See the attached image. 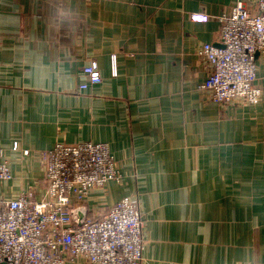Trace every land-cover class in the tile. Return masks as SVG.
I'll list each match as a JSON object with an SVG mask.
<instances>
[{
  "label": "crops",
  "instance_id": "crops-1",
  "mask_svg": "<svg viewBox=\"0 0 264 264\" xmlns=\"http://www.w3.org/2000/svg\"><path fill=\"white\" fill-rule=\"evenodd\" d=\"M236 1L0 0V195L38 189L56 142H106L121 179L92 190L88 214L137 194L144 264H264V58L256 104L199 88L196 49L219 45ZM92 61L100 82L80 89Z\"/></svg>",
  "mask_w": 264,
  "mask_h": 264
},
{
  "label": "built area",
  "instance_id": "built-area-1",
  "mask_svg": "<svg viewBox=\"0 0 264 264\" xmlns=\"http://www.w3.org/2000/svg\"><path fill=\"white\" fill-rule=\"evenodd\" d=\"M237 0L219 15V45L206 42L196 54L207 60L209 74L199 88L219 105L256 104L261 99L255 53L264 58V0ZM205 22L207 14H190ZM86 82H100L95 62L83 66ZM13 149H17L14 142ZM23 150V154H27ZM43 184L0 195V264H144V219L137 194H129L88 214L95 188L119 182L106 142H56L38 152ZM12 179L7 161H0V183Z\"/></svg>",
  "mask_w": 264,
  "mask_h": 264
},
{
  "label": "water",
  "instance_id": "water-1",
  "mask_svg": "<svg viewBox=\"0 0 264 264\" xmlns=\"http://www.w3.org/2000/svg\"><path fill=\"white\" fill-rule=\"evenodd\" d=\"M257 55H258V53L256 52V53H255V57H257Z\"/></svg>",
  "mask_w": 264,
  "mask_h": 264
}]
</instances>
